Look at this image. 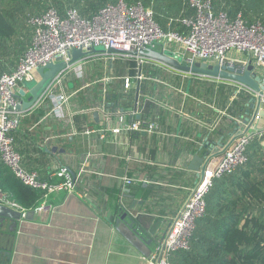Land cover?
<instances>
[{"label": "crops", "instance_id": "1", "mask_svg": "<svg viewBox=\"0 0 264 264\" xmlns=\"http://www.w3.org/2000/svg\"><path fill=\"white\" fill-rule=\"evenodd\" d=\"M234 57L245 60V56ZM106 78L100 88L112 85ZM197 79L237 89L231 82ZM133 82L128 91L120 88L118 103L124 112L118 117L128 120L127 110L136 104L137 95L139 100L145 97L146 115L157 125L153 134L108 135L101 142L96 135L81 139L72 136L85 125L103 124L99 116L98 122L94 120V113H66L63 120H37L35 125L30 121L38 113L25 116L26 122L15 135L22 167L36 171L42 180L51 183L61 181L51 176L66 167L76 176L75 188L72 192L49 194L34 209L31 220H21L15 226L4 224L0 231V264H150L115 230V220L127 213L140 226L144 238L156 242L164 238L198 180L196 172L187 169L188 163L202 154L208 139L220 138L216 134L206 138L200 134L201 128L206 126L213 133L222 125L228 124L230 131L235 127L231 118L224 119V112L214 113L213 104L191 96L190 79L180 73L161 69L141 84L139 91ZM90 90L78 93V103L85 104ZM207 118L213 122L205 123ZM113 125L108 123L109 127ZM263 126L264 121H259L258 128ZM49 136L58 139L46 141ZM221 138L224 144L230 139L227 133ZM123 178L133 183L126 185ZM115 190H119L118 195ZM150 248L153 251L155 245Z\"/></svg>", "mask_w": 264, "mask_h": 264}, {"label": "built area", "instance_id": "2", "mask_svg": "<svg viewBox=\"0 0 264 264\" xmlns=\"http://www.w3.org/2000/svg\"><path fill=\"white\" fill-rule=\"evenodd\" d=\"M183 1L191 14L183 15L178 20L184 29L181 33L172 31L171 26L175 22L173 20L168 22L167 29H162L155 22L151 5L146 6L145 0H117L115 3L105 4L87 17L81 16L73 8L60 12L54 7H48L42 14L28 18L26 23L31 28V37L26 50L12 71L0 75V163L25 186L45 192L46 198L54 192H72L76 179H73L71 171L66 167H61L51 176V179L60 178L58 183L42 180L36 171H26L22 167V156L16 149L15 135L20 130L24 114L42 112L37 123H43L50 119L63 120L66 113L71 116L97 113L103 121L100 127L85 125L82 130L73 132L72 136L81 139L96 135L101 142H105L108 135L139 136L141 133L153 134L156 131L155 119L146 115L147 98L139 100L137 95L136 104L127 110L129 119H122L118 115L124 110L119 106L112 109L108 105L110 88L99 87L104 78L85 84V76L81 74L82 66L86 63L103 64V68L110 72L106 79L108 84H111L116 79L113 76V66L117 61L131 62L135 66V75L121 80L125 91L132 88L133 81L139 91L141 84L151 80L159 70L176 72L162 63L140 56L98 55L82 59L59 73L31 109L25 113L18 109L22 102L19 91H26L25 84L37 81L33 73L37 74L39 68H45L48 64L67 62L69 53L76 49L86 52L92 47H103L124 53L151 47L163 53H171L186 66L198 63L222 69L238 65L243 71L252 65L262 81L261 89L264 92V27L259 22L244 21L240 15L232 17L228 12L216 10L214 0ZM234 55L245 56V60ZM72 72H75V75L71 74ZM180 74L190 80L204 78L189 73ZM86 89H91L90 93L87 94L85 104H80L78 93ZM239 94L253 98L257 96L243 85H237L232 99ZM260 108L264 112V94ZM262 120L264 121V118L256 117L248 132L240 136L223 154L216 171L208 172L197 188L194 186L190 191L187 201L174 217L164 238L157 241L158 244L149 255L150 264H170L171 253L189 250L195 221L201 218L205 211L206 194L215 179L231 173L246 161V148L256 137L264 140V126L262 129L258 128V122ZM110 121L114 122L113 127L108 126ZM247 125V122L238 121L236 132L242 134ZM54 138L58 139L49 136L46 141ZM89 157L88 155L87 158ZM81 172L80 169L79 174ZM123 182L126 185L133 183L127 178H123ZM0 205L22 215L27 212L1 190Z\"/></svg>", "mask_w": 264, "mask_h": 264}, {"label": "trees", "instance_id": "3", "mask_svg": "<svg viewBox=\"0 0 264 264\" xmlns=\"http://www.w3.org/2000/svg\"><path fill=\"white\" fill-rule=\"evenodd\" d=\"M67 1L72 3L71 8L87 17L105 4L115 3L117 0ZM213 4L216 10L228 12L232 17L240 15L244 21L259 22L264 27V0H214ZM145 5H151L155 22L162 29H167L168 22L173 20L175 22L171 26L172 31H184L178 20L191 12L183 0H145ZM51 7L62 12L61 8ZM35 8L33 0H0V75L12 71L17 64L13 63L18 62L25 52L31 37V28L26 21L31 16L42 14L35 15ZM115 66L117 69L114 70ZM113 71L116 79L109 85L107 101L115 109L119 106V91L123 88V80L117 78L119 64L113 66ZM86 79L87 82L91 81L88 77ZM188 86L191 96L200 97L208 104H213L214 113L224 112V119L231 118L233 125L236 122L234 118L243 121L250 118L249 100L253 97L239 94L232 99L235 87L224 84L215 86L198 79L190 80ZM40 115L32 117L30 123L35 125ZM212 122V119L207 118L205 123ZM201 129L200 134L206 138L215 134L221 138L225 133L229 135L234 131V128L230 131L228 124L215 128L213 133L206 126ZM0 190L7 193L25 211L39 207L45 196L42 190L25 186L1 163ZM114 194L118 195L119 190H115ZM204 201L205 211L195 221L189 250L171 253L170 264H264L263 139L256 137L248 145L246 161L243 164L214 180ZM112 208L118 213L116 204Z\"/></svg>", "mask_w": 264, "mask_h": 264}, {"label": "water", "instance_id": "4", "mask_svg": "<svg viewBox=\"0 0 264 264\" xmlns=\"http://www.w3.org/2000/svg\"><path fill=\"white\" fill-rule=\"evenodd\" d=\"M98 55H128L130 57L140 56L147 59L154 60L156 62L162 63L179 73H189L192 75L204 77L211 80H219L225 82H231L237 85H243L250 88L253 92L257 94L255 98L249 100V109L251 111V117L246 118L244 122L248 125L244 132L240 134L237 131L238 123L234 122L235 129L229 134V141L224 144L223 138H219L218 141L214 139H208L207 144L202 147V154L195 155L187 165V169L191 172H196L197 182L195 188L204 180L205 175L208 172H215L217 164L221 161L223 154L230 148V146L242 135L246 134L250 129L251 125L255 122L256 117L264 118V112L261 110V102L263 97V90L261 89V79L257 75L254 66L249 65L245 70H241L238 65H231L223 67L220 69L218 66H206L205 64H194L193 66L182 65L179 58H176L171 53L161 52L154 50L151 47L142 48L139 51H129V52H118L112 48L104 49L103 47H92L86 52H82L80 49L73 50L69 53V60L60 61L55 64H48L45 68H39L37 70L38 80L31 87L28 84L24 85V90L19 91V98L21 99V105L18 109L22 113H25L42 97L44 92L47 90L51 81L61 72L71 67L73 64L77 63L82 59H86L92 56ZM247 112V113H248ZM94 120L98 122V114L94 113ZM146 134L143 133L142 136ZM52 151H57V148H53ZM64 152V150H61ZM73 179L76 176L74 172H71ZM34 210L27 211L24 215L21 213L8 208L6 206L0 205V231L2 230L6 222L11 223L13 226L21 220H31L34 215ZM115 230L136 250L140 252L145 258H149L151 254V246L158 244L152 238H144L142 236V229L138 226L127 213L121 214L115 220ZM3 236L0 233V238Z\"/></svg>", "mask_w": 264, "mask_h": 264}, {"label": "rangeland", "instance_id": "5", "mask_svg": "<svg viewBox=\"0 0 264 264\" xmlns=\"http://www.w3.org/2000/svg\"><path fill=\"white\" fill-rule=\"evenodd\" d=\"M35 2L36 5V14H40L43 13L45 11V9H47L48 7L51 6H56L58 8H61L62 12L67 10L68 8H71L72 3L67 1V0H33ZM119 62V63H118ZM16 62H14L13 64H16ZM117 65L119 64V71H118V78L119 80L122 78H132L135 73V66L133 63L131 62H123V61H117L116 63ZM82 72L81 74L83 76H85V80L84 82L87 84V77L88 79H91L93 81H100L102 80L104 77H106V75L110 76V72L106 71L103 68V64H97V63H86L85 65L82 66ZM117 69V66L114 67V70ZM114 73V71H113ZM34 76L36 77V79L38 80L37 74L36 72L33 73ZM71 74L75 75V72H72ZM78 74V72H77ZM194 80V79H193ZM203 82V81H201ZM35 83H30L27 86L31 87L33 86ZM93 91V90H92ZM72 108V107H71ZM26 116V114H24V117ZM26 117L23 118V120L21 121V126H23V124L25 123Z\"/></svg>", "mask_w": 264, "mask_h": 264}]
</instances>
